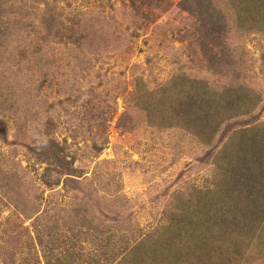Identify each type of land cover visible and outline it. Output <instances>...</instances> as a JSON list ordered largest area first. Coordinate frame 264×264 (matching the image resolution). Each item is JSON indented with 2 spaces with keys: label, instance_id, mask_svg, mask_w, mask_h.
Instances as JSON below:
<instances>
[{
  "label": "rangeland",
  "instance_id": "obj_1",
  "mask_svg": "<svg viewBox=\"0 0 264 264\" xmlns=\"http://www.w3.org/2000/svg\"><path fill=\"white\" fill-rule=\"evenodd\" d=\"M233 1L0 0V264H128L166 233L178 193L227 196L213 156L264 122V16ZM202 84L260 100L201 110ZM213 117L210 149L195 130ZM181 231L167 253L201 264L209 248L188 254ZM257 232L206 264H264Z\"/></svg>",
  "mask_w": 264,
  "mask_h": 264
},
{
  "label": "trees",
  "instance_id": "obj_2",
  "mask_svg": "<svg viewBox=\"0 0 264 264\" xmlns=\"http://www.w3.org/2000/svg\"><path fill=\"white\" fill-rule=\"evenodd\" d=\"M240 1L233 2L240 5ZM242 3L244 7H251L250 15L254 22H257L260 15L264 16L261 9L264 8V0H242ZM200 86L202 88H197L195 97L190 98H193V102L201 110L210 107L213 113L217 111L222 115H250L260 100L256 91L249 90L242 84L226 87L223 92L206 84ZM180 102H184L182 97ZM214 117L204 121L202 118V124L196 126V136L203 145L211 144L210 134L214 125H209V122ZM219 124L220 122L217 126ZM209 147L212 149V146ZM212 163L215 170L214 181L219 186L221 182V189L227 192V196L215 197L213 191L206 194L202 190L205 188L193 187L186 195L178 193L174 209L170 212L172 217L162 224L167 228L166 233L159 239H153V242L149 240L150 237L144 238L140 242V255H129L128 264H177L178 259L172 252L167 253L165 248L180 243L178 240L182 238L181 229L184 228L191 230L186 246L188 254L201 257L203 249L209 248L205 253L207 256L203 255L199 259L201 264H206L215 258V254H224L225 251L240 255L252 243V233L259 238L261 234L257 231L264 228V122L242 126L233 131L214 154ZM244 169H247L246 172H243ZM222 191L220 192L224 194ZM214 219L221 220L220 227L216 226ZM195 231L201 232V237H197ZM122 237L125 239V235Z\"/></svg>",
  "mask_w": 264,
  "mask_h": 264
}]
</instances>
